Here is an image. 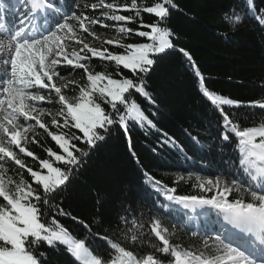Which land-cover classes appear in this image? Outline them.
<instances>
[{"label": "snow or ice", "instance_id": "snow-or-ice-1", "mask_svg": "<svg viewBox=\"0 0 264 264\" xmlns=\"http://www.w3.org/2000/svg\"><path fill=\"white\" fill-rule=\"evenodd\" d=\"M20 3L25 10L12 24L0 15V264H47L46 249L59 247L75 264H264V119L247 126L243 121L251 117L224 107L264 109V100L220 96L203 86L198 68L202 95L219 114L220 138L228 143L235 138L238 161H230L226 173L195 176L196 194L180 195L148 173L145 177L168 202H156L158 212L205 217L214 212L217 219L189 230L185 244L174 241L177 226L170 229L159 215L142 220L125 210L114 230L93 232L63 205L61 194L71 177L113 127L129 146L130 122L155 127L142 105H155L149 73L159 55L174 49L167 26L178 9L174 0H72L71 7L57 0ZM255 13L254 0H244L225 23L235 28L252 16L264 27V13ZM98 29L110 30L112 38L101 40ZM132 37L140 42H128ZM179 51L195 68L191 55ZM94 61L112 70H97ZM73 75L82 82L68 79ZM39 130L56 150L36 139ZM164 142L174 144L171 138ZM29 144L41 147L46 158ZM188 180L193 177L179 176L175 183ZM61 217L79 223L84 234L71 233Z\"/></svg>", "mask_w": 264, "mask_h": 264}, {"label": "trees", "instance_id": "trees-1", "mask_svg": "<svg viewBox=\"0 0 264 264\" xmlns=\"http://www.w3.org/2000/svg\"><path fill=\"white\" fill-rule=\"evenodd\" d=\"M57 1L67 7L72 4V0ZM174 2L178 9L171 12L167 21L174 34V49L159 55L149 73L147 82L155 105H142L155 127L142 129L130 122L131 146L125 134L113 127L108 138L92 150L61 194L65 209L89 224L93 232L114 230L118 217L125 210H132L137 219L147 220L150 215H159L170 229L176 225L174 241L182 239L187 244L188 230L173 222L164 210L158 212L154 207L158 194L151 183L146 182L145 173L175 187L177 194H196L195 176L213 177L226 173L231 170L229 162L238 161L235 138L231 143L220 138L219 114L202 95L196 69L204 78L203 86L220 96L242 102L264 100V27L252 16L235 28L225 23V17L233 9L240 10L244 0ZM254 5L256 15L264 13V0H254ZM144 19L150 22L152 18L145 14ZM98 31L112 36L110 30ZM128 42H140V38L132 37ZM179 49L191 55L195 68ZM93 64L97 70H112L111 65L103 62L94 61ZM70 78L82 82L78 75ZM224 107L243 118L251 117L243 121L247 126L264 119L260 115L264 109ZM39 131L41 134L36 139L56 150L50 138ZM168 138L174 144L165 143ZM28 147L41 159L46 158L41 147L36 144ZM27 162L38 167L31 158ZM189 175L193 180L175 183L179 176L187 178ZM59 219L71 233L84 234L79 223L67 217ZM46 251L47 264H75L63 247Z\"/></svg>", "mask_w": 264, "mask_h": 264}, {"label": "rangeland", "instance_id": "rangeland-1", "mask_svg": "<svg viewBox=\"0 0 264 264\" xmlns=\"http://www.w3.org/2000/svg\"><path fill=\"white\" fill-rule=\"evenodd\" d=\"M112 38V36L111 35H106V34H101V40H104V39H111ZM98 45V44H97ZM68 79H70L71 80V78L70 77H68ZM202 178H210V177H202ZM209 195H211L210 193H209ZM168 202L166 201V204H167ZM196 220H199V218H197L196 217ZM201 227H199V228H195V229H200ZM192 229V228H191ZM192 230H194V229H192Z\"/></svg>", "mask_w": 264, "mask_h": 264}]
</instances>
